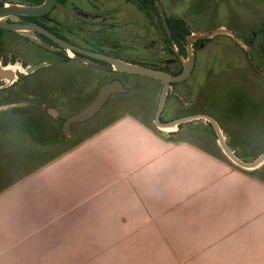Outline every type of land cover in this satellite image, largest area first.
<instances>
[{"label":"crops","instance_id":"0c3cea01","mask_svg":"<svg viewBox=\"0 0 264 264\" xmlns=\"http://www.w3.org/2000/svg\"><path fill=\"white\" fill-rule=\"evenodd\" d=\"M150 124L125 113L0 171V264H264V163L239 171L216 141Z\"/></svg>","mask_w":264,"mask_h":264},{"label":"rangeland","instance_id":"374dc122","mask_svg":"<svg viewBox=\"0 0 264 264\" xmlns=\"http://www.w3.org/2000/svg\"><path fill=\"white\" fill-rule=\"evenodd\" d=\"M158 2L166 17H181L195 34L217 31L195 52L190 76L170 85L159 121L206 114L222 131L227 147L232 150L240 146L238 155L251 159V154L264 148V59L258 50L249 54L240 50L231 39L240 44L241 38L256 34V43L260 42L264 0ZM99 13L108 15L103 22L95 18ZM48 18L49 25L67 43L173 76V55L164 49L153 23L134 4L125 0H69L55 6ZM2 42L6 65L16 69L18 79L7 88L2 87L5 82H0L1 173L9 170L10 175L19 177L29 166L26 162L35 165L40 158L48 159L125 113L140 117L156 129L153 119L162 88L160 81L112 74L74 60L66 62L51 52L17 41L6 31ZM35 51L41 53L31 57ZM38 61L43 67L24 74L21 63L32 65ZM113 77L120 79L125 92L111 95L96 114L72 124L69 135L64 136L62 120L90 104L101 84ZM183 125L195 130L196 137L192 136L191 141L204 147L209 144L204 141H216L202 120ZM159 132L170 138L166 131Z\"/></svg>","mask_w":264,"mask_h":264},{"label":"water","instance_id":"95a60500","mask_svg":"<svg viewBox=\"0 0 264 264\" xmlns=\"http://www.w3.org/2000/svg\"><path fill=\"white\" fill-rule=\"evenodd\" d=\"M57 0H44L40 5L36 6H29L24 4H13V3H4L0 7V29L16 32L24 35L31 36L32 31H37L53 41H55L60 47H62L65 51H71L75 58L79 61H83L82 59L78 58L76 54H82L89 57H93L95 59L104 61L106 63V66L103 68L106 70H112L118 73L128 74V75H136V76H142L147 77L151 79H155L161 82L162 88L160 91L159 99L157 108L154 114V126L157 130L163 131V132H170L176 129V127L180 124L191 122L194 120H203L206 123H208L216 137V143L221 151V153L236 167L245 170V171H251L259 166H261L264 163V151L257 156L253 161L246 162L238 158L235 153L229 149L225 142V137L222 134V131L217 126L216 122L208 115L206 114H194L190 116H184L180 117L171 121L167 122H160L159 116L161 113V110L163 108V104L166 98V95L168 93L169 87L172 83H178L182 82L185 79L188 78L190 75L193 66H194V51L192 49V44L200 39H207L214 34H216L217 31H214L210 34H192L186 39V59L182 60V71L176 75L172 76L167 74L166 72H163L161 70H154L151 68H146L142 66L132 65L130 63H126L123 61H120L118 59L107 57L91 52H87L84 50H81L77 47H74L54 36L49 34L44 29L35 26V25H23L15 23L14 20L16 17H38L43 16L46 13H48L52 7L56 4ZM156 6L158 8V11L161 15L162 21L164 26H166V20L164 17V13L162 11V8L158 2V0H155ZM7 19H10L11 22H8ZM167 28V27H166ZM167 30V29H166ZM34 42L35 40L32 39ZM43 64H39L33 67H26L24 68V74H30L39 68H41ZM17 80L16 75V69L12 66H3L2 62L0 61V82H5L3 88H7L11 86L15 81ZM117 92H125L123 85L117 81L114 80L109 83H105L102 85L97 92L95 98L92 100L90 104H88L85 108L80 110L79 112L73 114L72 116L68 117L64 120L62 125V133L64 136H68L70 126L75 123H80L83 121H86L87 119L91 118L94 114H96L99 109L104 105V103L107 101V99L114 93ZM53 114H55L53 111H51Z\"/></svg>","mask_w":264,"mask_h":264},{"label":"flooded vegetation","instance_id":"af4514ba","mask_svg":"<svg viewBox=\"0 0 264 264\" xmlns=\"http://www.w3.org/2000/svg\"><path fill=\"white\" fill-rule=\"evenodd\" d=\"M2 2V5H4V3H10V2H5L3 0H0ZM58 1V0H57ZM69 1V0H68ZM67 1V2H68ZM154 1V4L156 6V3H155V0ZM67 2L65 4H67ZM126 3H130V4H134L137 6V9L139 10L140 13H144V16L146 18L149 19L150 22L153 23V26H154V29L155 31L159 34L162 42H163V45H164V49L168 52L171 53V55H173V60H172V63L175 64L173 66V76H176L178 75L181 71H182V57H186L187 53L185 56H182L179 54L178 52V49L177 47L173 44H169L167 45L164 41L166 40L167 37L171 36L170 34V31L167 27V21L169 22H174V21H177V23L179 24V26H175L173 25V36L176 37V38H180V37H184L185 39H187L190 35L192 34H195L194 32H192L190 26L183 20L181 19V17H175V16H169V17H166L165 14H164V17H165V20H166V26H164L163 24V21H162V18H161V15L158 11V8H157V11H158V14H156L155 11H153V9H144L141 5H139L138 3L136 2H132V1H129V0H125ZM13 4H22V3H13ZM65 4H56L52 7V9L55 8V6L57 5H65ZM25 5V4H24ZM30 6V5H29ZM51 9V10H52ZM50 10V11H51ZM50 11L48 13H46L45 15L43 16H38V19H35L33 21L31 20H22L20 17H16V19L14 20L15 23H18V24H23V25H35V26H38L42 29H44L45 31H47L49 34H51L52 36L60 39L61 37L56 33V31L53 30V28L49 25L50 23V20L48 18V14L50 13ZM163 11V10H162ZM164 13V12H163ZM106 16H108L106 13H99V14H96L95 18H97L100 22H103L106 18ZM8 22H11L10 19H7ZM161 25L163 26L164 30L162 29ZM167 27V28H166ZM167 29V30H166ZM4 32L6 30H3ZM6 32H10L14 35V37L17 39V41L19 42H23L24 44L30 46L32 45V47L35 48V50H38V51H41V50H45V51H48V52H51L52 54H54L55 56H57L58 58L62 59L63 61H77V62H80L84 65H88V66H91L93 68H97V69H100V70H104L105 72H109V73H112V74H123V73H118V72H115V71H112V70H106L104 69L103 67L106 66V63L104 61H101V60H98V59H95L93 57H89V56H86V55H82V54H76V56L80 59H82L83 61H79L75 58V55L71 52V51H65L62 47H60L55 41H53L52 39H50L49 37L37 32V31H32V34L31 36H28V35H24V34H20V33H16V32H11V31H6ZM186 32L188 33V35H186ZM214 31H211V32H207V33H200L201 35H205V34H210V33H213ZM259 32L261 33V36L260 37V42L256 43L258 37L256 34H251L250 36H247V38H241L242 40L240 41V44L237 43V42H234L231 38V41L239 47L240 50L242 51H245V53L247 52L249 54L250 51H255V50H258L260 52V55L262 56V58L264 59V23L262 25V29L259 30ZM213 37H210V38H207V39H200V40H197L195 41L193 44H192V49L194 51V61H195V52L198 50V49H201L204 47L205 43H208L210 42V40L212 39ZM34 39L35 42L32 40ZM63 41V40H62ZM247 43H246V42ZM65 42V41H64ZM67 43V42H66ZM70 44V43H68ZM72 45V44H70ZM4 46V44H3ZM74 47H77L75 45H72ZM79 48V47H77ZM81 50H84V51H87L85 49H82V48H79ZM5 52V49L3 48L2 49V61H5L6 64L8 63L6 57L3 56V53ZM87 52H90V51H87ZM41 53V52H39ZM36 51L35 53H33L34 56H31V57H35L37 56L38 57V54ZM91 53H95V52H91ZM95 54H99V55H103V56H107V57H111V56H108V55H105V54H101V53H95ZM21 55H23L24 57V53L21 51ZM65 56H67L69 58V60H65ZM36 57V58H37ZM113 58V57H112ZM25 59V58H24ZM115 59H118V58H115ZM120 60V59H119ZM249 61V60H248ZM11 62L12 64L15 63V58H11ZM177 62V63H176ZM250 62V61H249ZM171 63V64H172ZM41 64L40 61L30 65V64H24V63H21V65L23 66V68H26V67H33L35 65H39ZM43 67V66H42ZM253 67V66H252ZM194 68V66H193ZM180 70V72H179ZM193 70V69H192ZM192 72V71H191ZM191 74V73H190ZM23 76V75H22ZM190 76V75H189ZM188 76V77H189ZM18 79V78H17ZM114 80H117L121 83L120 79L118 77H113L111 78L110 80L108 81H104L102 85H104L105 83H109V82H112ZM123 85V83H121ZM174 84V83H172ZM171 84V85H172ZM100 86V87H101ZM99 91V90H98ZM119 93H123V92H117V93H114L115 95L119 94ZM97 94V93H96ZM113 95V94H112ZM96 96V95H95ZM95 98V97H94ZM110 98V97H109ZM108 98V99H109ZM195 98V97H194ZM194 98H191V103L193 101ZM107 99V100H108ZM124 103L126 102L123 101ZM177 118H180V117H176L174 119H177ZM172 119V120H174ZM64 121V120H63ZM168 121H171V120H168ZM194 121H197V120H194ZM194 121H191V122H188V123H193ZM203 121V120H202ZM167 122V121H165ZM207 126H209L208 123H206L205 121H203ZM185 124V123H183ZM183 124H180L176 127L175 130L173 131H170V132H167L169 134V137L171 139H189L191 140L192 139V136L193 138L196 137V132L195 130L192 128V127H185ZM63 125V124H62ZM71 127V126H70ZM70 131V130H69ZM69 135V134H68ZM215 135V134H214ZM216 138V137H215ZM216 140V139H215Z\"/></svg>","mask_w":264,"mask_h":264},{"label":"trees","instance_id":"16d2710c","mask_svg":"<svg viewBox=\"0 0 264 264\" xmlns=\"http://www.w3.org/2000/svg\"><path fill=\"white\" fill-rule=\"evenodd\" d=\"M44 0H19V3H22V4H25V5H30V6H36V5H40ZM68 0H58L57 1V4H65ZM129 1H132V2H136L138 3L139 5H141L144 9H153V11L156 12V14H158V11H157V8L154 4V1L153 0H129ZM2 6V2L0 1V7ZM22 20H35V19H38V17H20ZM173 25L175 26H179V24L177 23V21H174L173 23L172 22H169L167 21V27L170 31V34L171 36L167 37L166 40L164 41L167 45H169L170 43L173 44L177 47L178 49V52L180 55L182 56H185L186 55V39L184 37H180V38H176L173 36ZM162 29L164 30L163 26L161 25ZM3 30L0 29V60H2V49H3V42H2V34H3ZM186 35H188V33L186 32ZM173 42V43H172ZM65 60H69V58L67 56H65ZM2 65L5 66L6 65V62L5 61H2ZM180 72V70H179ZM210 129H211V132L215 138V135H214V132L211 128V126L209 125ZM216 139V138H215ZM219 152L224 160V162L226 164H229L231 167L239 170V171H242V172H245L244 170L234 166L220 151L219 149ZM235 155L238 157V155L235 153ZM239 158V157H238Z\"/></svg>","mask_w":264,"mask_h":264}]
</instances>
